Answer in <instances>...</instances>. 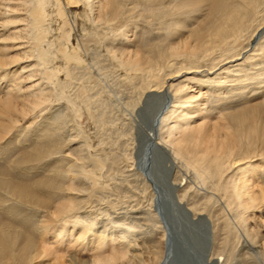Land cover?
<instances>
[{"label": "bare ground", "instance_id": "obj_1", "mask_svg": "<svg viewBox=\"0 0 264 264\" xmlns=\"http://www.w3.org/2000/svg\"><path fill=\"white\" fill-rule=\"evenodd\" d=\"M263 75L264 0H0V264H169V223L182 259L264 250ZM111 112L136 195L97 174Z\"/></svg>", "mask_w": 264, "mask_h": 264}, {"label": "rangeland", "instance_id": "obj_2", "mask_svg": "<svg viewBox=\"0 0 264 264\" xmlns=\"http://www.w3.org/2000/svg\"><path fill=\"white\" fill-rule=\"evenodd\" d=\"M260 81L261 80H264V75L263 76H261L260 77V79H259ZM108 81H110V80H106L105 82L103 81L102 82V88L104 87V94H103V98L105 97V100H109V98L111 99V98H113L112 100H114V99H118V96H119V94H118V92L116 91V89H114V88H112V89H110V90H108V89H106L105 88V86H108L109 85V83H108ZM251 82V86L250 87H252V88H259V87H261V88H263L264 87V83H262L261 85L258 83V79H256V80H254V82L253 81H249L248 83H250ZM106 83V84H105ZM105 84V85H104ZM254 86H253V85ZM248 88V89H252V88ZM72 88H73V86H72ZM247 89V90H248ZM259 90V91H258ZM264 90V89H263ZM263 90H260V89H257V91L255 92L256 93V95L257 94H259V93H261ZM110 91V92H109ZM109 93V94H108ZM254 93H252L251 95H253ZM110 95V97H108ZM254 96V95H253ZM117 97V98H116ZM119 101H121V100H119ZM118 101V102H119ZM116 102H117V100L115 101V103H114V107H117V106H120L121 104V102H117V105H116ZM65 103L64 102H60V105L61 106H63V107H65V106H67L66 104L64 105ZM59 105V106H60ZM115 113L116 112H111V113H107V114H105V117L107 118V124H105L104 126H103V129H101L100 127H99V129H98V133H99V137H97V141H99V142H101V141H106V142H104L103 141V148H104V153L102 154V156L103 157H105L104 159H106L107 161H110V162H107V161H105V163L107 162L108 164H106V166H105V168L103 169V170H101L100 172H98L97 174H98V176L101 178H103V180L104 181H108V180H110V179H112V182H114V184L115 185H119V184H121L122 183V181L124 182L123 184H121V187L122 188H125L126 187V185L127 184H129L128 185V187H130L131 189H132V191H131V193L133 192V193H135V195H136V193H137V184H135V182H133V181H136L135 180V178L131 175L132 173H133V171H129L130 169H129V165H130V161L129 160H126L127 158H126V156H125V154L124 153H126L127 151H125V148H128V141L125 143L123 140H122V138L121 139H118V138H116V132H115V136H114V134L112 135V136H110L109 138L108 137H106L107 136V134H109V132H112V131H116V130H118V129H120V123L122 122V121H119L118 119H117V117L119 116H115ZM109 114V115H108ZM114 114V115H113ZM111 115V116H110ZM72 118V117H71ZM114 118L116 119L114 122H113V120H114ZM80 120V121H79ZM78 120V124H80V127L83 129V131H85L86 130V132L87 133H89V132H92V130H90L89 129V124L90 123H88V120H87V117H85V116H82V118L81 119H79ZM110 120V121H109ZM85 123H88V124H85ZM114 128V129H113ZM110 131H109V130ZM102 130H103V132H102ZM108 130V131H107ZM66 131V130H65ZM106 131V132H105ZM119 131V130H118ZM112 133H114V132H112ZM111 133V134H112ZM15 134H17V132H15ZM66 134H68V131L66 132ZM111 134H109V135H111ZM108 135V136H109ZM9 138H12V135H10L9 136ZM98 138L100 139V140H98ZM107 139H109V140H107ZM124 140H126V138L124 139ZM109 143V144H108ZM113 143V144H112ZM106 145V146H105ZM98 149H99V153H102V151H100V147H98ZM124 152V153H123ZM119 154V155H118ZM123 154V155H122ZM108 155V156H107ZM125 157V158H124ZM112 158H117V159H115V160H111ZM121 159V160H120ZM120 161V162H119ZM127 162V163H126ZM129 162V163H128ZM118 163V164H117ZM126 163V164H125ZM152 166H153V168H154V170L156 171V168H155V164L153 163V161H152ZM10 166V164L8 165V167ZM115 166H117V168H115ZM152 166H151V168L149 169V170H151L152 169ZM111 167V168H110ZM128 167V168H127ZM10 168V167H9ZM125 170H124V169ZM111 169H112V172H111ZM120 169H122V170H124V172L122 171V173H120ZM105 170V171H104ZM108 170V171H107ZM119 170V171H118ZM128 170V171H127ZM103 171V172H102ZM117 171H118V174H117ZM126 171V172H125ZM108 173H109V176H108ZM112 173V174H111ZM130 173V174H129ZM151 173H153V171L151 172ZM121 174V176L122 177H124V178H120V175ZM124 174V175H123ZM104 175H106V176H104ZM117 175V176H116ZM112 176V177H111ZM128 178H126V177ZM106 177V178H105ZM150 177L152 178V176L150 175ZM102 178H101V180H102ZM106 179V180H105ZM114 180V181H113ZM117 180V181H116ZM122 180V181H121ZM129 181V182H128ZM109 182H111V180L109 181ZM128 182V183H127ZM195 184H194V183ZM118 183V184H117ZM132 183V184H131ZM112 184V183H111ZM155 184L157 185V186H159L156 182H155ZM191 186H192V188L194 189V190H198L200 193H203V192H208L209 191V189H207L206 187H203L199 182H197V180H194V181H192L191 182V184H190ZM194 185V186H193ZM203 189L204 188V190H201V189ZM128 190V189H127ZM206 190V191H205ZM210 192V191H209ZM111 193L114 195V196H116V194H118L117 192H115V191H111ZM114 196H111V197H114ZM121 196H122V194H121ZM110 197V198H111ZM120 197V196H119ZM129 199H127L128 201H129V203H130V206H133V205H135L136 204V202L138 201V200H142V197L141 196H139L138 194H137V196H135V197H131V195H129ZM111 199H113V198H111ZM116 199H119V198H116ZM132 199V200H131ZM120 200V199H119ZM124 201V200H123ZM126 201V200H125ZM119 206V205H118ZM139 206V205H138ZM138 206H134L135 208H133L132 210H136L137 208H138ZM129 209V208H128ZM130 210V209H129ZM133 214V216H138L139 215V213H132ZM230 218V217H229ZM230 221H231V223L233 222L231 219H230ZM128 222V221H127ZM140 222V224H141V227H142V230H144V231H149V230H151L149 227V225H147L144 221H139ZM143 223V224H142ZM146 224V225H145ZM145 225V226H144ZM233 228L235 229H237V227L236 226H234V224H233ZM235 229V230H236ZM137 230V229H136ZM135 230V231H136ZM134 231V232H135ZM136 233V232H135ZM239 236H241L242 238H241V240L242 239H246V243H243V242H240L238 245H237V248L235 249L236 251H235V253H234V256L231 258V259H229L227 262H226V264H264V250H262V246H261V242H259V241H257V242H251L250 240H247V238H245L244 236H243V234H242V232L241 231H238V233H237ZM143 238H144V236H142ZM146 238V237H145ZM252 243V244H251ZM232 245H234V243L232 242L231 243ZM246 245V246H245ZM255 245H257V246H255ZM252 246V247H251ZM259 249V250H258ZM241 251V252H240ZM250 252V253H249ZM257 253V254H256ZM258 253H259V255H258ZM246 256V258H244L245 256ZM260 256V257H259Z\"/></svg>", "mask_w": 264, "mask_h": 264}, {"label": "water", "instance_id": "obj_3", "mask_svg": "<svg viewBox=\"0 0 264 264\" xmlns=\"http://www.w3.org/2000/svg\"><path fill=\"white\" fill-rule=\"evenodd\" d=\"M146 150H144L142 152V155H140L139 157L140 159L142 157L143 160L146 161V163L144 164V161L143 162L141 161L140 167L143 169V171L146 174H149L148 171L152 166L151 163L153 159L152 158L153 151L151 147L147 148ZM157 188H158V201H159V186ZM157 207H158V211L160 210L161 216L164 217L163 209H159V202L157 204ZM169 227H170V230L171 229L172 230L170 231L171 233L169 234L167 244H168V247H170V250L173 251V255H172L173 257L171 258V261L169 264H202L201 258L198 257L197 255H190L182 259L184 252H182L183 249H182V246L180 245L181 244L180 239H177V232H176L177 230H175L176 227H174V225L171 223H169Z\"/></svg>", "mask_w": 264, "mask_h": 264}]
</instances>
